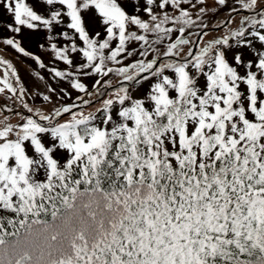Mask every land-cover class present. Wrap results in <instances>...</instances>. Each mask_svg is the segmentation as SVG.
I'll return each mask as SVG.
<instances>
[{
	"label": "snow or ice",
	"instance_id": "snow-or-ice-1",
	"mask_svg": "<svg viewBox=\"0 0 264 264\" xmlns=\"http://www.w3.org/2000/svg\"><path fill=\"white\" fill-rule=\"evenodd\" d=\"M229 4L0 0L3 43L77 93L34 109L0 60V264H264V0Z\"/></svg>",
	"mask_w": 264,
	"mask_h": 264
},
{
	"label": "rangeland",
	"instance_id": "rangeland-1",
	"mask_svg": "<svg viewBox=\"0 0 264 264\" xmlns=\"http://www.w3.org/2000/svg\"><path fill=\"white\" fill-rule=\"evenodd\" d=\"M131 2V0H130ZM207 7L210 9L208 16H206L205 22L215 24L218 20L228 15L229 8L232 6L229 4V7H220L215 5V0H205ZM132 9L129 8V11ZM215 13V14H213ZM235 19L238 21L240 16H236ZM10 22L9 17H7L3 12H0V60L6 61L8 64L12 65L13 70L17 72L19 77V84L17 85L16 77H11L12 83L16 87H23L26 89L24 95V102L28 103L30 107L34 109H40L41 111L46 110V108L51 107V104L48 101H43L42 97H38L37 93L49 94L52 95L53 101L60 103L61 101L57 98L55 94H50L47 92V87L50 85L53 88H56L59 91V88H66L72 94L74 99L77 93L72 90L67 81H57L52 78L50 73L47 71V68L41 69L39 65L29 57H24L22 54L17 53L13 48L7 46L3 43L4 39L10 38L14 34L7 31L6 25ZM235 25H233L234 27ZM212 35H219L217 32L211 33ZM20 40L22 46L27 50L36 55H39L42 61L48 67H56L58 69H66L68 66L63 64L60 61H54L51 55L47 51V35L46 32L41 30L39 32H31L30 30H23L20 35L16 37ZM79 43V42H78ZM40 44H45V48L41 49ZM65 42L61 40L58 46L63 47ZM131 48V45L129 46ZM74 58L79 62L80 58L76 54H73ZM138 58V57H136ZM246 58H250L246 56ZM133 58H129L125 63L131 62ZM6 69V65L0 64V78H2L3 73ZM43 77V79H41ZM99 77L94 76H85L79 75L78 79L81 82H84L89 89H91L92 84L95 79ZM107 79V78H106ZM113 83H116L117 77L113 75L111 77ZM3 87V85H0ZM139 90V89H137ZM10 93H0V106L3 105H15V110L23 111L18 103H16L15 97L11 100L7 99V96H10ZM68 101V97L64 98V102ZM99 105H97L98 107ZM91 109L85 108V111ZM26 114V113H25ZM7 115L10 122L15 123L18 119L11 112L0 111V119H3Z\"/></svg>",
	"mask_w": 264,
	"mask_h": 264
},
{
	"label": "trees",
	"instance_id": "trees-1",
	"mask_svg": "<svg viewBox=\"0 0 264 264\" xmlns=\"http://www.w3.org/2000/svg\"><path fill=\"white\" fill-rule=\"evenodd\" d=\"M148 86V82L141 81L139 85H133V90L136 91L137 89L142 90V88H146Z\"/></svg>",
	"mask_w": 264,
	"mask_h": 264
}]
</instances>
